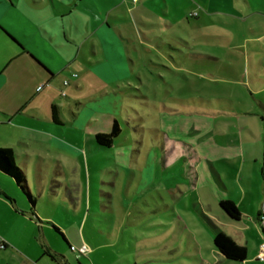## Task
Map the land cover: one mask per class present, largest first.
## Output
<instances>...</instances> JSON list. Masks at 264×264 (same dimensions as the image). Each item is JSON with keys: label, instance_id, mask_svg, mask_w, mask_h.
<instances>
[{"label": "rangeland", "instance_id": "rangeland-1", "mask_svg": "<svg viewBox=\"0 0 264 264\" xmlns=\"http://www.w3.org/2000/svg\"><path fill=\"white\" fill-rule=\"evenodd\" d=\"M128 6L123 25L109 21L125 56L117 64L128 70L124 84L107 87L120 90L117 108H112L121 128L113 140L115 148L91 151L77 140L79 132L56 127L79 144L80 152L61 159L62 179L53 178L51 160L46 161L41 194L32 181L37 216L19 213L6 220L9 225L0 224V264H199L213 245L192 207L196 199L247 249L245 262L211 264H264L254 256L263 238L258 223L247 217L236 223L225 220L203 180L205 172L212 180L206 161L210 153L231 185L232 167L218 159L219 149L244 150L248 157L257 148L260 164L264 0H138ZM79 69L77 80L88 78L86 84L67 96L76 95L83 105L67 107L58 90L51 92L58 96L65 119L103 100V83ZM100 120L110 123L111 117ZM99 128L88 126L87 137ZM165 130L172 141L163 137ZM218 132L231 136L215 135ZM199 163L203 168L195 198L188 175ZM231 200L237 203L235 197ZM83 244L90 250L80 254Z\"/></svg>", "mask_w": 264, "mask_h": 264}, {"label": "crops", "instance_id": "crops-1", "mask_svg": "<svg viewBox=\"0 0 264 264\" xmlns=\"http://www.w3.org/2000/svg\"><path fill=\"white\" fill-rule=\"evenodd\" d=\"M137 1L0 0V147L13 150L15 162L22 169L34 198L31 205L20 194L13 180L0 172V224L14 219L19 213L23 216H37L39 212L36 210L32 181L38 194H41L42 168L47 165L46 161L51 160L53 178L62 179L65 173L61 159L70 155L76 156L80 152L79 144L66 139L64 129L56 130V127L65 125L76 135L79 132L77 140L89 145L91 151L115 148L113 142L109 148L99 146L94 138L97 133L109 132L115 119L112 108H117L118 100L115 95L120 90H108L107 87L111 84H124L123 80L128 77V70L117 64V61H124L125 56L119 47V40L110 30L109 21L123 25L127 12L131 10L128 5ZM113 27L119 28L116 25ZM77 67L83 76L96 78L103 83L99 90L103 100L95 106L91 104L85 112L79 110L71 113L70 119H65L62 106L56 99L58 96H52L51 92L58 90L59 96L68 101L67 107L83 105L77 101L76 95L67 96L68 93L77 94L82 90L88 79L86 77L87 79L77 80ZM65 72H68L67 76L64 75ZM74 74L76 76H73ZM65 80L66 85L63 84ZM40 95L42 98L38 101ZM52 105L58 108L57 121L51 116ZM101 111L105 113L101 114ZM96 114H99L98 119H94ZM100 117H111V122L101 121ZM259 123L264 127V121L259 120ZM96 124L100 125L99 131L93 137L90 134V139L87 137L89 131L86 128ZM162 133L165 139L172 141L168 139L167 130ZM218 134L231 136L229 132H218L215 135ZM171 149L173 150V147ZM189 151L195 153V149L191 147ZM259 153L261 152L257 148L251 151L248 157L244 150L235 153H230L228 149L215 151L218 159L226 160L232 167L228 170L231 185L226 184L213 165L210 153L206 154L209 158L206 160L208 174L212 180L207 178L205 172L204 184L212 197L218 200V208L224 219L231 223L239 222L242 217L258 223V215L262 212L259 205L264 209V151L260 164ZM199 167L203 168L201 163L188 175L192 180L191 189L195 198L198 194L194 187L198 183L197 179L201 178ZM64 181L66 182V179ZM232 197L237 199V203L231 200ZM87 199L89 202V182ZM224 199L230 200L238 208V220H231L220 209L219 201ZM83 202L85 200L82 196L81 203ZM192 207L198 212L199 223L211 238L213 245V226L222 229L206 214L197 199L192 202ZM4 225L9 224L6 222ZM56 229L61 232V229ZM193 243L197 244L195 240ZM197 248H200L199 245ZM222 260L226 259L213 245L210 253L199 258V264H211L214 261L219 263Z\"/></svg>", "mask_w": 264, "mask_h": 264}, {"label": "trees", "instance_id": "trees-1", "mask_svg": "<svg viewBox=\"0 0 264 264\" xmlns=\"http://www.w3.org/2000/svg\"><path fill=\"white\" fill-rule=\"evenodd\" d=\"M51 116L54 121H57L58 108L56 105H52L51 107ZM259 120L264 121V118L261 116L259 117ZM120 133L121 128L119 123L116 119H114L110 131L106 133H97L94 137L95 142L99 146L109 148L112 146L113 140L118 137ZM0 172L9 176L13 180L20 194L31 205H33L34 198L30 193L22 169L15 163L14 152L11 148L0 147ZM219 207L231 220H238L240 218V212L238 208L230 200H220ZM260 214L261 212L259 213L258 218ZM54 229L57 230L56 228ZM213 235V245L216 250L224 257V259L241 262L247 258L246 247L244 245L238 244L231 236L227 235L225 232L215 226H213Z\"/></svg>", "mask_w": 264, "mask_h": 264}, {"label": "built area", "instance_id": "built-area-1", "mask_svg": "<svg viewBox=\"0 0 264 264\" xmlns=\"http://www.w3.org/2000/svg\"><path fill=\"white\" fill-rule=\"evenodd\" d=\"M73 76H76L75 74ZM64 85L67 84V81L65 80L63 82ZM258 225L260 226L261 229V234L263 235L262 241L259 246V251L256 255V259L259 260L260 262H264V210L261 212L259 218H258ZM90 249L88 248L87 245L83 244L79 250L80 254H84L88 252Z\"/></svg>", "mask_w": 264, "mask_h": 264}]
</instances>
